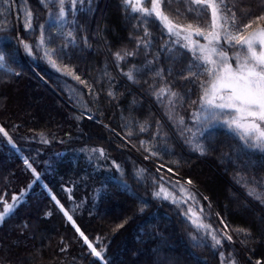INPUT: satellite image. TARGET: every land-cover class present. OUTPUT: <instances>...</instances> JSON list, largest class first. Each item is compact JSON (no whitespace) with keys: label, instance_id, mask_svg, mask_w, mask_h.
Here are the masks:
<instances>
[{"label":"snow or ice","instance_id":"1","mask_svg":"<svg viewBox=\"0 0 264 264\" xmlns=\"http://www.w3.org/2000/svg\"><path fill=\"white\" fill-rule=\"evenodd\" d=\"M38 2L45 10L42 20L30 0H0V41L6 42L0 49V70L5 82L18 78L21 73L11 65L17 63L21 49L33 61L45 62L56 74L55 79L48 77L53 91L72 106L64 136L72 140L74 136L90 138L95 134L102 141V146L85 144L79 149L91 168L86 173L81 169L84 174L80 182L87 186L103 169L113 184L110 189L101 181L93 188L94 198L124 193L138 205L131 215L115 223L111 234L124 229L153 201H159L191 229L186 231L191 247L207 249L213 258L218 253L219 264H247L234 253L243 251L251 259L249 253L264 245V0H185L187 7L181 4L175 8L173 0H120L117 8L131 21L128 37L135 40V46L116 51L104 35L107 29L91 27L97 14L104 17L108 0ZM157 22L158 30L153 32L151 25ZM21 23L23 33L18 27ZM94 39L105 51V71L100 79L89 74L91 66L99 63ZM141 51L143 62L132 63L125 71L121 62L136 60ZM109 55L115 74L107 70ZM157 83L159 87H155ZM153 104L163 109L162 116H156ZM185 106L187 115L182 114ZM110 109H119L121 123L115 127ZM85 118L99 131L85 132ZM21 127L20 122H12L11 114L0 123V148L10 146L9 150L20 154L32 176L19 192H12L10 200L0 193V264H37L40 253L34 243L38 224L27 220L9 224L10 214L42 179L33 162L21 154L16 137L26 141L39 137L42 144L52 141L44 131L29 128L21 133ZM212 157L246 195L230 185L227 202L222 203L210 189L208 194L200 190L191 174L193 165ZM3 179L8 181V177ZM140 186L145 188V196L134 191ZM66 187L61 184L62 189ZM149 190L151 200L146 198ZM40 195L54 204L65 226L74 230L72 241L80 249L78 264H110L106 254L111 234L92 237L76 218L77 208L81 214L89 211L94 215L87 198L77 203L70 194V212L48 183H41ZM91 207H97L95 199ZM42 215L49 217L52 210L46 208ZM237 215L251 223L233 227L230 221ZM145 235L144 242L152 244V258L146 264H208V258L201 259L195 253L189 254L190 262L173 252L167 244L169 237L158 229ZM237 237L240 249L236 248ZM60 244V253L71 246L63 235ZM29 247L32 252L27 251ZM61 264L68 262L62 260ZM72 264H77L76 257ZM255 264H262V260L257 258Z\"/></svg>","mask_w":264,"mask_h":264},{"label":"trees","instance_id":"2","mask_svg":"<svg viewBox=\"0 0 264 264\" xmlns=\"http://www.w3.org/2000/svg\"><path fill=\"white\" fill-rule=\"evenodd\" d=\"M118 3H120V0H108L109 6L104 17L101 18L97 14V19L91 27L94 29L99 25L102 29H107L104 35L112 42V51H116L118 48L131 50L135 46V40L128 37L131 30V21L124 17L120 9L117 8ZM181 4L187 7L185 0H173L172 7L175 8ZM30 5L37 10V14L42 20L45 10L38 0H30ZM80 20L83 22V15L80 16ZM13 23H15L14 16ZM18 27L23 33L22 23ZM151 28L153 32H156L158 22L151 25ZM12 35H15V33L13 32ZM133 35H139V33ZM89 36H91V32ZM5 43L0 41V49L4 47ZM92 43L95 58L99 63L91 66L89 74L100 79L105 71V51L102 44L99 47L97 46L95 39ZM107 59V70L115 74L113 58L109 55ZM142 62L143 51L136 60L127 58L122 61L121 66L126 71L132 63L139 64ZM11 66L21 74L18 78L5 82L2 70H0V105H2L0 106V123L5 122L11 114L12 122H20L23 125L20 129L21 133H26L29 128L44 131L52 142L42 144L39 142V137L34 141H26L18 136L16 137L21 154L33 162V166L41 173L42 179L33 185L32 189L26 194L25 200L14 210L13 214H10L12 218L9 220V224L27 220L30 224L39 225L40 230L36 232L34 241L36 247L40 249L37 264H61L62 260L72 264L73 257H76L78 264L80 249L72 241L74 230L70 229V225L65 226L62 213H59L54 204L40 195L41 183H48L70 212L73 210L72 203L69 202L70 194L72 200L77 203L87 198L89 210L94 215L90 216L89 211H83L81 214L78 208L75 212L78 223L86 230V234L90 233L92 237L97 234L101 236L105 233L111 234V228L115 223H118L125 215H131L138 205L124 193L117 196H108L107 198H94L93 188L99 185L101 181L108 184L110 189L113 184L110 179H107L108 173L103 169L98 171L94 177V182L89 181L87 186L80 182V175L91 172V168L86 166V158L79 149L85 144L90 147L102 146V141L95 134H92L90 138L89 136H74L72 140H68L64 136V132L69 129L71 122L68 116L72 106L65 103L64 97L58 91H53L51 80L48 77L51 76L55 79L56 74H54V71L45 62L33 61L27 57L22 49L17 57V63ZM176 67L178 68L179 65ZM171 78L169 77V79ZM148 82L152 83L151 78ZM155 87H159V83ZM84 91L87 92V89H84ZM195 95L196 92L194 91L193 98H195ZM153 110L157 117L163 115V109L159 105L153 104ZM188 111L187 106H185L182 114L187 115ZM108 114L113 117V127L121 123L119 109H110ZM143 118L144 116L141 115L140 119ZM151 129H155L154 119L151 123ZM84 130L91 133L99 131L94 127V122L87 121L84 124ZM72 131L75 133L79 130L72 129ZM118 131H121V129H118ZM28 134L32 135V133ZM148 135L145 138H148ZM61 138L65 140L64 143L59 142ZM9 149L10 146L0 148V193L6 194L10 200L12 192H19L21 187L26 186L32 180V176L30 171L25 170L22 160L19 158L20 154ZM37 149L41 150L38 156L34 155ZM113 155L118 154L113 153ZM135 158L134 155L133 159ZM45 161H48V163L46 164ZM92 163L95 164L96 161L93 160ZM130 165L131 160H129ZM82 168L84 173L81 172ZM13 173L14 175H11ZM191 174L198 181V187L202 192L208 194L206 190L210 189L211 194L214 197H219L222 203L227 202L225 197L230 195V185L233 186L234 190L246 195L239 186L233 185L230 175L224 173L222 168L217 166L214 157L204 158L196 162L193 165ZM4 177H8L7 182L3 179ZM61 184L67 187L62 189ZM68 189H70V193ZM134 191L140 196H145L143 186L134 187ZM146 198L152 199L150 190ZM94 199L97 204L96 208L91 207ZM46 208L52 210V215L49 217L42 215ZM0 210H2V206H0ZM170 216L171 219H169ZM230 222L233 227L251 223L250 219L240 215L232 217ZM157 229L169 237L167 244L171 246L173 252L182 254L190 262L192 257L189 254L195 253L201 259L208 258V264H219L218 253L213 258L207 249L191 247L186 236V231L191 229H186L185 225L177 220L168 206L161 204L159 201H153L143 214L136 215L124 229L111 234V240L107 247V260L110 261V264H146L152 258V244L144 242L146 240L145 232H155ZM61 235L65 236L71 245L66 253L59 252V248L62 247L60 244ZM7 242L5 240V243ZM236 248H241L238 237ZM27 251L32 252L33 249L29 247ZM167 251L168 249L165 248V253ZM225 251L227 253L229 249H225ZM261 251H264V245H260L254 254L249 253L251 259L245 256L243 251L238 254L234 253V255L241 261H247V264H255L257 258H260L262 264H264V256H261Z\"/></svg>","mask_w":264,"mask_h":264},{"label":"rangeland","instance_id":"3","mask_svg":"<svg viewBox=\"0 0 264 264\" xmlns=\"http://www.w3.org/2000/svg\"><path fill=\"white\" fill-rule=\"evenodd\" d=\"M202 40V38H200ZM177 195H179V193L177 192Z\"/></svg>","mask_w":264,"mask_h":264}]
</instances>
